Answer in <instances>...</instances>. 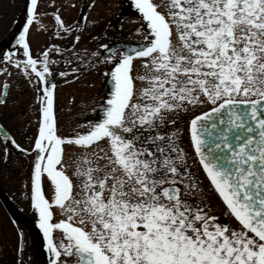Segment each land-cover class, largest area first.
Masks as SVG:
<instances>
[{"label": "snow or ice", "instance_id": "snow-or-ice-1", "mask_svg": "<svg viewBox=\"0 0 264 264\" xmlns=\"http://www.w3.org/2000/svg\"><path fill=\"white\" fill-rule=\"evenodd\" d=\"M133 3L140 43L91 53L111 65L103 72L111 87L96 119L68 134L58 127L52 54L79 58L81 35L70 48L51 44L34 55L31 29L48 31L47 13L41 0H26L22 30L0 59V75L17 69L40 105L31 151L3 125L0 135L35 153L25 188L49 264H264V0ZM53 17L56 39L79 27L59 11ZM77 71L58 75L67 82ZM0 86L3 107L10 85ZM185 116L194 157L184 147ZM197 162L233 223L214 214Z\"/></svg>", "mask_w": 264, "mask_h": 264}, {"label": "rangeland", "instance_id": "rangeland-1", "mask_svg": "<svg viewBox=\"0 0 264 264\" xmlns=\"http://www.w3.org/2000/svg\"><path fill=\"white\" fill-rule=\"evenodd\" d=\"M83 2L84 0H60L59 5L51 7L45 0L40 12L47 13V15H41V21L47 26L48 31H41L35 25L32 26L30 34L34 55L47 44H58L61 47L70 48L74 36L81 35V40L75 48V51L80 54L79 58L71 57L70 52H65L64 57L58 56L56 59L60 61L58 66H53L56 75L52 79L57 84L55 110L58 127L63 134L70 133L78 123L94 121L99 111L96 102L106 96L104 85L107 77L103 75V72L108 71L111 65L99 64L84 74L82 73L89 64L97 59L91 53L101 52L100 46L103 44L109 45L118 41L140 43L137 29L141 27L142 22L138 11L128 0H92L86 19L80 23L78 16ZM57 11L66 24L75 27L77 22L79 23L76 31L66 35L64 39H56L52 35L55 31V20L51 12L56 13ZM1 38L2 34H0ZM40 45L43 47L41 48ZM65 57H71L73 62L66 65L63 63ZM135 63L139 65L140 61L137 60ZM11 68L10 92L7 104L4 106V109L10 110L8 130L22 148L31 151L32 145L29 141L37 132L39 108L34 101L26 78L17 69ZM73 69H78V71L74 75L68 76L67 82L58 75L59 71L71 73ZM3 80L0 78V83ZM23 88L27 89L26 92H22ZM94 105L95 111L93 110ZM197 114H199V110ZM191 118V116H185L180 121V127L185 129L184 147L194 157L190 137L186 131L187 123ZM6 147H10V145L4 143L0 138V264H21V261L22 264H40L41 242L44 237L38 227V215L31 206L30 188H25L26 183L30 185L28 177L31 171V160L35 153L32 154V157L25 155L22 158L16 154V151H20L19 149L11 146V149L6 151ZM189 162L192 163L191 160ZM192 170L203 181L201 187L206 190V198L212 204L215 210L214 214L223 223H233L232 217L225 215L226 208L211 189L198 162L193 165ZM43 186L45 196L51 199L53 191L46 177ZM56 218H61L59 210H56ZM21 233L23 234L22 238ZM20 241H23L22 255L18 252Z\"/></svg>", "mask_w": 264, "mask_h": 264}, {"label": "flooded vegetation", "instance_id": "flooded-vegetation-1", "mask_svg": "<svg viewBox=\"0 0 264 264\" xmlns=\"http://www.w3.org/2000/svg\"><path fill=\"white\" fill-rule=\"evenodd\" d=\"M45 0H41V7L40 10L42 8V5L44 4ZM60 0H46V3L51 5V7L57 6L59 5ZM25 8H26V0H0V34H2V38L0 39V43L4 41V43H2L0 45V52H1V59L3 58L4 54L10 50H12L11 47V42L13 37L15 36V34L18 32V30L20 29V26H22V24L25 21V16H26V12H25ZM52 17L53 14L55 12H51ZM86 15H87V10L85 11V9H81V11L79 12V22L82 23L85 19H86ZM54 19V17H53ZM35 26V24L33 25ZM5 27V28H3ZM33 28V27H32ZM32 30V29H31ZM119 43H124V41H118ZM50 44H47L45 47L41 46V50H44L46 47H48ZM39 52V51H38ZM37 54V53H36ZM53 58L57 59L58 55H56L55 53L52 54ZM0 67H3V65H0ZM11 67H9L8 71L11 72ZM3 77V78H2ZM1 79H4L2 82H7L9 85L11 84L9 79L10 76H8L7 74L4 75H0ZM2 82L0 84H2ZM28 87L31 89L32 94H33V98L35 103L37 104L38 108H40V105L36 102V93L33 91L32 86L30 84H28ZM2 89V86H0V91ZM27 89L23 88L22 92H26ZM10 92V90H9ZM39 110V109H38ZM9 111H7V109H4L3 107H0V125H3L4 129L7 130L10 134L11 132L8 130L9 129ZM39 116L40 113H37V119L39 120ZM12 135V134H11ZM15 147V146H12ZM7 150L11 149V145L10 147H6ZM10 155V152H8ZM16 154L19 155V157L24 158L25 157V153H22L21 151L17 152ZM9 157V156H8Z\"/></svg>", "mask_w": 264, "mask_h": 264}, {"label": "water", "instance_id": "water-1", "mask_svg": "<svg viewBox=\"0 0 264 264\" xmlns=\"http://www.w3.org/2000/svg\"><path fill=\"white\" fill-rule=\"evenodd\" d=\"M46 253H47V251H46V249L44 247L42 255H41V260L42 261L40 262V264H47V255H46Z\"/></svg>", "mask_w": 264, "mask_h": 264}]
</instances>
